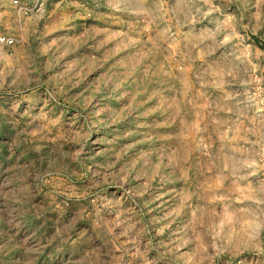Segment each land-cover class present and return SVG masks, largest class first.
<instances>
[{"label":"rangeland","instance_id":"rangeland-1","mask_svg":"<svg viewBox=\"0 0 264 264\" xmlns=\"http://www.w3.org/2000/svg\"><path fill=\"white\" fill-rule=\"evenodd\" d=\"M0 264H264V0H0Z\"/></svg>","mask_w":264,"mask_h":264},{"label":"built area","instance_id":"built-area-1","mask_svg":"<svg viewBox=\"0 0 264 264\" xmlns=\"http://www.w3.org/2000/svg\"><path fill=\"white\" fill-rule=\"evenodd\" d=\"M0 41H3L5 43H10L11 39H5L4 37H0Z\"/></svg>","mask_w":264,"mask_h":264}]
</instances>
